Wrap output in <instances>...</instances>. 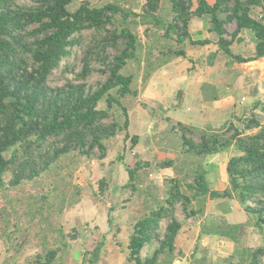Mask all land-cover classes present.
<instances>
[{"label":"trees","instance_id":"1","mask_svg":"<svg viewBox=\"0 0 264 264\" xmlns=\"http://www.w3.org/2000/svg\"><path fill=\"white\" fill-rule=\"evenodd\" d=\"M169 1L171 17L162 21L158 16L162 0H146L140 14L115 3L94 7L83 1L71 11L72 0H0V191L35 180L73 151L101 161L108 154L105 140L119 132L125 131V139L136 145L138 136L128 132L129 111L122 101L136 94L132 88L135 77L122 70L129 60H139L143 45L139 26L146 27L150 47L162 49L161 56L168 55L165 60L149 58L144 84L162 63L186 55L182 44L190 39L193 17L209 18V30L218 36V51L229 64L248 60L231 50L243 29H250L257 40L255 56L249 59L264 57V0ZM130 14L133 28L126 23ZM232 24L236 29L230 33L227 27ZM151 25L163 26L162 42L154 40L159 36L152 34ZM172 42L176 46L171 47ZM59 73L72 77L55 84L53 78ZM95 75L99 78L92 82ZM102 101L103 108L99 107ZM243 122L241 128L231 122L219 130L172 122L171 129L181 134L182 159L159 164L175 172L165 180L163 199L152 192L156 190L148 194L140 188L139 173L150 162L137 161L127 167L129 179L122 187L139 191L146 206L129 237V264H174L184 255L176 246L183 227L178 213L185 219L201 218L209 198L236 200L250 216L249 224L264 229V124L252 118ZM232 146L241 154L228 161V186L214 190L203 159ZM106 183L105 177L99 179L101 190ZM239 228L232 225L214 233L235 241ZM104 244L100 241L85 251L83 264L87 255L100 252ZM63 245L69 246L67 242ZM198 248L189 264H264V247H239L233 258L215 263L197 259ZM57 253L58 248H51L26 264H55ZM91 256L89 263L94 264Z\"/></svg>","mask_w":264,"mask_h":264},{"label":"rangeland","instance_id":"2","mask_svg":"<svg viewBox=\"0 0 264 264\" xmlns=\"http://www.w3.org/2000/svg\"><path fill=\"white\" fill-rule=\"evenodd\" d=\"M83 1H88L94 7L115 3L126 11L140 14L146 0H72L69 9L75 11ZM161 4L158 16L164 21L171 17L170 1L162 0ZM132 20L133 14H130L126 23L133 28ZM145 28V26L138 28L143 44L138 51L139 60H129L127 66L122 70L125 74L134 75L135 80L132 88L136 90V94L126 96L122 101L129 111L128 132L130 135L134 136L135 133H138L142 147L151 149L152 146H155L156 149L155 155L153 154V158L148 161L150 165L139 173L140 188L146 189L148 194H151L149 190H156L152 192H156L163 199L165 180L175 176V172L172 169L173 174L169 176L166 171L169 168L162 169L159 164L169 159H173L176 163L181 161L180 141L182 139L180 140V133L171 129V124L174 121H168V118L165 117L168 113L165 106L175 105L174 100L176 99L175 96L172 100L170 96L163 97L160 94L162 90L167 89L166 85L152 86L146 98L139 93L144 90L145 84L142 81L145 72H147L145 68L151 57L154 61L161 56L159 51H162V49L155 48L156 50H154L150 47V43L148 44L146 39ZM150 28L152 34L157 33L158 36L163 34V26L151 25ZM154 38L157 43L163 41L160 36H154ZM166 45L168 44L166 43ZM170 46L176 45L172 42ZM150 50H152L151 53H149ZM162 58L163 60L168 59V55L161 56V60ZM156 62L160 63V61ZM68 76L72 77L68 73L65 75L59 73L54 76L53 83L62 84ZM98 78L95 75L92 82H96ZM161 99L165 102H162ZM99 107H105V103L100 102ZM119 112L122 113L121 110ZM155 118L160 119L156 126L153 123ZM125 135L126 132L123 131L105 140L108 154L101 161L90 160L77 151H73L62 156L55 165L35 180L24 182L16 188L0 191V264H26L32 261L37 253L44 255L51 248H58L55 264H83L84 252L93 250L98 242L106 240V235L103 234L100 227L102 221H97L96 218L101 213L103 205L109 208L110 213L115 208V213L117 211L121 213L122 220L123 218L130 219L125 224L126 228L133 227L130 213H128L129 209H141L138 211L137 219L139 220L146 212V206H144V199L142 194L139 195V191L133 193L129 188H123L121 182L124 179L126 181L129 179L127 167L134 166L137 161L145 162L147 160L137 159L138 156L133 151L135 145L131 139H125ZM225 152H220L221 157L225 156ZM153 174L156 175V178L152 177ZM102 177H105L107 181L103 190L99 186V179ZM154 180H157V183ZM153 185L155 188H151ZM132 211L130 212L132 213ZM178 214L181 220L185 219L181 212ZM251 217L253 218V216ZM131 231L132 229L128 230L127 228L120 239L121 244L119 245L122 250L120 251L124 258L121 264H129L127 256ZM242 233L243 231H241ZM64 242H67L69 246L65 247ZM247 243L255 247H264V229H255L253 234L243 235L240 242H237V246L247 245ZM191 255L192 253H190ZM87 256L90 257L91 254ZM89 257L85 264H90ZM91 257L96 260L94 264H97L99 252L93 253Z\"/></svg>","mask_w":264,"mask_h":264},{"label":"crops","instance_id":"3","mask_svg":"<svg viewBox=\"0 0 264 264\" xmlns=\"http://www.w3.org/2000/svg\"><path fill=\"white\" fill-rule=\"evenodd\" d=\"M208 1L213 3L215 0ZM260 11V8L255 10L258 17H260ZM227 29L232 33L236 26L232 24ZM189 32L190 39L182 44L186 55L162 63L156 71L151 73L145 81L143 92L139 93L146 98L152 86L166 85L167 89L162 90L160 94L163 97L170 96L172 100L175 96L176 99L175 105L165 106L168 110L165 117L170 121L181 122L197 129L219 130L231 122L241 128L243 121L251 118L264 124V57L249 59L254 57L256 52L257 40L254 33L250 29H243L236 35L231 50L234 54L248 60L229 64L224 54L218 51V36L209 30L207 16L193 17L189 23ZM154 90L157 92L156 89ZM161 101L165 102L162 99ZM159 122L160 119L155 118L154 126ZM151 133L153 134L152 130ZM134 135L139 136L138 133ZM133 151L138 156L137 159L150 161L156 149L155 146L151 149L142 147L138 137ZM225 153L224 157H221L220 153L208 155L203 162L207 170V179L214 190L221 191L228 186V161L233 156L241 154L235 146ZM169 169H166L167 175L172 176L173 170ZM152 177L156 178V175L153 174ZM127 181L124 179L121 185L126 184ZM154 182L157 183V180ZM103 206L97 217L93 215L97 221H102L100 227L106 235L97 264H121L124 258H122L119 244L124 231L127 228L132 229V227L126 228L125 225L130 219L122 220L121 213L118 211L115 213V208L110 213L109 208L106 205ZM133 209H129L128 212L132 225L137 222L138 211H141L140 208ZM182 221L183 227L176 238V246L177 251L183 252L184 255L178 256L174 264H189L190 253L196 245L200 248L196 253L197 259L208 263L231 259L234 257L235 249L239 248L237 242H240L241 237L245 234H253L256 229L249 224V216L234 199L209 198L201 218H189ZM232 225H240L235 241L229 236L214 233L227 230ZM241 231H243L242 234ZM245 246L255 247L248 243L240 247Z\"/></svg>","mask_w":264,"mask_h":264}]
</instances>
